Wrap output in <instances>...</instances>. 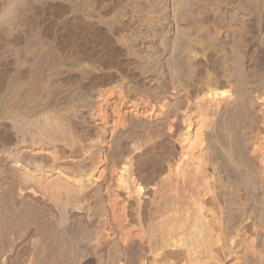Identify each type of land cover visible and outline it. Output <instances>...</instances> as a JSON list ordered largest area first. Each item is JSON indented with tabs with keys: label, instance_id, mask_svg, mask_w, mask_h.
<instances>
[{
	"label": "bare ground",
	"instance_id": "bare-ground-1",
	"mask_svg": "<svg viewBox=\"0 0 264 264\" xmlns=\"http://www.w3.org/2000/svg\"><path fill=\"white\" fill-rule=\"evenodd\" d=\"M188 2L0 0V264H163L174 232L194 261L220 264L204 216H166V188L189 174L229 202L230 264H264V0ZM98 42L131 78L104 82L105 55L84 47ZM232 43L254 53L240 125Z\"/></svg>",
	"mask_w": 264,
	"mask_h": 264
},
{
	"label": "rangeland",
	"instance_id": "rangeland-1",
	"mask_svg": "<svg viewBox=\"0 0 264 264\" xmlns=\"http://www.w3.org/2000/svg\"><path fill=\"white\" fill-rule=\"evenodd\" d=\"M188 1H190V0H187V2ZM192 5V0L190 1V2H188V5ZM224 10H228L227 8H224ZM67 39V38H66ZM65 42H66V48H72V47H70V45H71V42H70V40L69 39H67V40H65ZM233 42V41H232ZM101 42H98V43H96V44H90V45H85L84 47H85V51L86 52H88V54L89 55H91V56H93V57H97V56H101V55H105L104 57H105V59L104 60H106V61H108V66H110V68H111V71L112 72H114V76L113 77H107L106 78V80L104 81V82H112V84L113 83H115L116 84V82L118 81V82H120V80H121V76L122 77H127L128 79L129 78H131V75H130V67H129V65H128V62H127V59L125 58V56L124 55H122V54H120V53H118V52H113V53H111V51H110V47L107 45V44H104V43H101ZM238 44V41L236 40H234V44ZM233 43H232V49H234V50H232L231 51V55H232V53L234 54V55H232V62L234 63H232V65L233 66H235V64L237 63V65L235 66L236 67V69H235V67H233L234 69V72H235V75H236V80H237V83H236V85L238 84V82H239V84L237 85V86H239V87H237L236 86V88L237 89H240V90H238V92L242 95H240L241 96V102H240V105H239V107H242V108H237L236 109V111L234 112L235 114H236V112L238 113V114H236L237 116H235L236 117V119H237V122H238V124L240 123V124H244L246 121H248L249 120V118L252 116V112H253V110L251 109V108H247L246 106H248L247 105V99H248V97H247V95H248V89H246L247 88V84H248V80L251 78V75H252V72H249L250 71V63H251V61H252V57H253V55L252 54H254L253 53V50H252V53L251 54H248V55H246V54H243L241 51H240V49H239V45L237 46V45H234ZM238 48V50H237V48ZM80 47H82V46H80ZM235 47V48H234ZM104 48V49H103ZM107 49V50H106ZM236 49V50H235ZM256 49V48H255ZM235 51V52H234ZM237 52H239V54L237 53ZM109 53H111V55H108ZM236 53V54H235ZM240 53H242V54H240ZM109 56H110V58H109ZM236 56V57H235ZM241 59V60H240ZM113 65H114V67H113ZM238 65H239V67H238ZM248 70V71H247ZM237 71V72H236ZM245 72H246V74H245ZM256 73H258V72H256ZM260 73H262V74H264V70L262 71V72H260ZM248 75H249V78H248ZM240 76V77H239ZM244 76H245V78H244ZM119 78V79H118ZM239 78H240V81H239ZM242 80V81H241ZM53 82H56V81H53ZM245 83H247L246 85H245ZM246 90H245V89ZM236 89V90H237ZM243 90H245V91H243ZM245 92V93H247V94H244L243 92ZM243 103V104H242ZM245 109V110H244ZM245 112H244V111ZM249 110V111H248ZM249 112V113H248ZM250 114V115H249ZM239 115V116H238ZM245 116V117H244ZM249 116V117H248ZM240 118V119H239ZM239 124V125H240ZM238 137V138H237ZM236 139H238V140H236ZM244 138L241 136V134H239V133H237L236 135H235V139H234V141H235V149H236V152L241 156V160H242V166H243V168H242V170L245 172V170H247V171H249V172H251V174H255L256 172H255V167H256V163H257V161L255 160V158H253L252 156H251V154H250V152H249V150L246 148V146L244 147ZM240 141V142H239ZM237 142H239V143H237ZM243 142V143H242ZM236 143L238 144L237 146H236ZM242 144V145H241ZM238 147H240V148H238ZM238 148V149H237ZM241 149L243 150L242 152H241ZM248 153V154H247ZM180 149H178V148H176L175 150H174V154H173V156H172V158H171V160H170V165L171 166H174L175 168H176V166L177 165H179V159H180ZM250 159H249V158ZM254 160H253V159ZM177 159V160H176ZM221 160H224V159H221ZM247 160V161H246ZM254 161V162H253ZM221 162H225V161H221ZM249 162V163H248ZM250 162L251 163H253V164H250ZM254 163L256 164V165H254ZM173 164V165H172ZM222 164H224V165H222ZM221 164V167H222V169L223 170H226L227 171V173L230 175V177H232V178H234L235 176L234 175H236V174H234L235 173V171H234V169H233V167L231 166V165H229V163L228 162H225V163H222ZM248 164V165H247ZM250 164V165H249ZM227 165H229V166H227ZM223 166H224V168H223ZM250 166V167H249ZM254 166V167H253ZM173 167V168H174ZM227 168V169H226ZM251 168V169H250ZM229 169H233V170H231V172L230 171H228ZM254 169V170H253ZM253 172H252V171ZM234 172V173H233ZM232 174H234V175H232ZM198 174H189L188 176H185L184 178H182V180H180L181 182V184L179 183V185H177V186H175V184L174 183H171L172 185H169V187L168 188H166V194H165V199L167 200V201H172L173 202V209H169V210H167L168 211V213H167V215L166 216H168V218H172L173 216V218H175V217H177L179 214L180 215H186V213L187 212H189L190 213V211L192 212L191 214L192 215H194V212L195 213H198V214H196V215H199V214H201L202 216H204L205 217V219H206V221L208 222V224H209V226L211 227V229L213 228V231L214 230H216V229H218V230H216L215 232H213L214 234H216L215 236L216 237H219L220 238V242H221V245H219V244H217V245H214V247H213V250H215V253H214V257L216 258L218 255L220 256V264H228L227 262H229V260L232 262V260L234 259V255H232V254H226V253H224V252H222L221 253V247H222V245H223V241H224V238H226V233H227V228H228V226H229V223H230V221L228 220V215H229V210L231 209V207L229 206V202H226L225 200L224 201H222L221 199H218V200H220V201H217V199H215L214 201L216 202L217 201V203H212L211 204V200L212 199H207L208 197H206V198H204V195L207 193V190L205 191V188H207L206 187V184L205 183H203V181H204V178H202V177H204V175H201V174H199L198 176H197ZM195 176H197V177H195ZM234 176V177H233ZM201 177V178H200ZM189 178V179H188ZM190 179H192V180H190ZM236 179V178H235ZM200 180V181H199ZM189 181V182H188ZM211 182H212V179L210 180ZM253 184V186H251V190H252V196H254V198L255 199H257V197L259 196V194H258V190H256L257 189V186L255 185L256 183L254 182V183H252ZM181 185H182V187H181ZM197 185V186H196ZM204 185H205V187H204ZM185 187H188V188H185ZM192 187V188H191ZM173 188V189H172ZM184 188V189H183ZM172 189V190H171ZM254 189V190H253ZM171 190V191H170ZM179 190H181V191H179ZM168 191V192H167ZM254 191V192H253ZM174 192V193H173ZM173 193V194H172ZM205 193V194H204ZM174 195V196H173ZM172 197V198H171ZM175 198V199H174ZM176 198H177V200L179 201V202H177V200H176ZM195 198V199H194ZM198 198V199H197ZM191 199H193V200H191ZM200 202H199V201ZM176 201V202H175ZM223 202V204H221L222 202ZM202 202H204V206H203V209L201 208H199V206H197L198 204H201ZM218 202H219V204H218ZM174 203H176L177 204V207H176V204H174ZM179 203H181V204H179ZM228 204V205H227ZM189 206V207H188ZM215 206V207H214ZM229 206V207H228ZM199 209H198V208ZM186 208L188 209V210H186ZM190 208H191V210H190ZM183 209V210H182ZM193 209V210H192ZM171 210H177V212L179 213H177V215H176V212H175V214L171 211ZM179 210V211H178ZM198 210L199 211H201V213H199L198 212ZM147 211H149V212H147L148 214V216H149V218L151 217V218H153V216H154V218H155V213L152 215L151 214V212H152V209L150 210V208H149V210H147ZM167 211H165V212H167ZM218 211V212H217ZM227 211V212H226ZM183 214H182V213ZM208 212V213H207ZM225 212V213H224ZM174 215H173V214ZM228 213V214H227ZM172 215V216H171ZM179 215V216H180ZM200 216V215H199ZM227 217V218H226ZM172 218V219H173ZM212 218L214 219V220H212ZM225 219V220H224ZM226 220H228V221H226ZM212 221H214V222H212ZM226 221V222H225ZM212 222V223H211ZM227 225V226H226ZM215 226H217V227H215ZM223 227V228H222ZM180 232H174V233H172L169 237H168V239L170 240L169 242H171V244L173 245V244H175V246L174 247H171V244H169V246L171 247H169V246H167L165 249H166V251H165V256H164V263L163 264H195V263H197L196 261H194L193 260V258H192V255H191V253H190V251H189V247L188 248H185L184 249V247L186 246H188L187 245V243H186V240H184V239H186L185 238V236H184V238H183V236H181L180 237V234H183L182 232L179 234ZM213 234V235H214ZM178 236H179V238H178ZM214 236V237H215ZM182 238V239H181ZM172 240V241H171ZM182 240V241H181ZM183 240H184V242H183ZM173 241H174V243H173ZM168 242V243H169ZM181 244H183V245H181ZM177 246L179 247V248H177ZM183 248H182V247ZM169 250H168V249ZM172 248H174V249H172ZM176 248V249H175ZM216 248H217V250H216ZM169 251V252H168ZM185 252V253H184ZM217 252V253H216ZM187 254V255H186ZM222 254H223V256H222ZM228 255H229V258H228ZM225 257V258H224ZM233 258V259H232ZM191 259V260H190ZM228 261H227V260ZM211 261H212V259H210ZM222 260V261H221ZM187 261V262H186ZM192 261V262H191ZM204 262L203 263H207V260H203ZM191 262V263H190ZM222 262V263H221ZM202 262L200 263V261H198V263L197 264H203ZM229 264H230V262H229Z\"/></svg>",
	"mask_w": 264,
	"mask_h": 264
}]
</instances>
